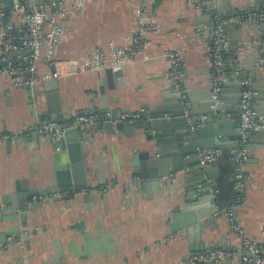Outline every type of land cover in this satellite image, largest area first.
Here are the masks:
<instances>
[{
    "label": "crops",
    "instance_id": "obj_1",
    "mask_svg": "<svg viewBox=\"0 0 264 264\" xmlns=\"http://www.w3.org/2000/svg\"><path fill=\"white\" fill-rule=\"evenodd\" d=\"M257 2L223 0L219 10L248 13ZM137 4L147 16L155 17L160 27L148 36L143 50L122 66L121 75H108L105 69L75 71L85 50H107L111 42L126 44L124 37L132 28ZM11 5L12 0H0V7L9 11L16 26L19 18L10 14ZM71 10L69 7L68 12ZM205 13L191 0H84L81 14L69 16V28L56 48L55 60L67 63L40 65L49 73L60 69L61 75L32 85V94H38L39 102L29 98L24 85L14 86L10 77L0 76V133L19 134L0 142V264H179L216 248L241 251V239L222 213L238 197L235 220L245 235L262 238L264 135L249 140L242 165L235 160L236 148L218 149L216 187L210 190V198L201 200L196 191L188 192L187 180L180 173L166 174L167 158L163 156H158L163 166L156 181L159 184L148 195L146 180L133 158L152 141L140 129L128 135L113 123L106 126L103 120L98 128L85 129L81 142L87 182L83 187L88 191H80L81 187L64 194L68 189H62L48 193L41 202H31L36 197L31 194L44 196L53 188L57 164L67 161L65 142L35 132L42 126L39 108L44 105V84L57 86L65 122L83 112L98 113L103 106L107 108L105 115L107 111L123 114L144 110L145 106L153 108L174 88L164 48L177 49L183 58L180 85L187 104L199 110L211 88V22L218 18L216 14L212 20H204ZM224 36L227 61L248 72L251 88L264 90V29L258 23L246 27L229 24L224 27ZM8 55L13 62L17 60L16 53ZM67 64L73 72L66 73ZM235 84L231 73L222 96L227 104L236 103L230 96L239 87ZM251 104L257 113L264 114V98H252ZM238 174L243 175L241 189ZM16 180H24L19 186L27 199H18ZM104 183L113 185L102 194L93 191ZM20 205L25 206L23 210H19ZM213 206L217 213H211ZM179 211L186 212L187 220H183L184 228L176 231L172 215ZM188 219H192L190 223ZM195 222L198 227L192 225ZM223 264L244 263L237 259Z\"/></svg>",
    "mask_w": 264,
    "mask_h": 264
},
{
    "label": "built area",
    "instance_id": "obj_2",
    "mask_svg": "<svg viewBox=\"0 0 264 264\" xmlns=\"http://www.w3.org/2000/svg\"><path fill=\"white\" fill-rule=\"evenodd\" d=\"M38 1V3H36ZM208 0H191L196 8H203ZM84 0H12L11 15L19 18L18 25L12 22L9 11L0 7V76H8L14 86L36 83L57 78L61 75L60 69L56 72H45L40 65L45 62L52 64L67 63V61H56L55 52L60 38L67 31V20L70 15L78 16L82 12ZM72 7L71 12L68 8ZM132 28L126 33L124 40L126 44L118 45L111 42L107 50L93 48L85 50L80 57V64L74 68L75 71H100L106 68L123 66L132 60L147 44L150 34L156 33L160 27L158 20L153 16H147L141 5H135L133 9ZM264 21V3L259 10H251L248 13H236L233 16H226L221 21H215L211 32V90L213 97L221 90L224 75L227 73L225 67L230 62L225 59V51H228V42L225 40L224 27L229 24H237L246 27L249 23ZM9 52L17 54V60L13 62L9 58ZM25 52V53H23ZM164 55L169 61V77L174 80L176 87L180 86L183 76V58L177 49L164 48ZM66 66V65H65ZM67 64L66 73L73 72ZM227 81V80H226ZM225 81V82H226ZM251 80L244 78L241 81L238 117L241 129L250 127L254 130H264V114L257 113L251 104ZM144 110L126 112L120 115L121 120H136L141 118ZM105 115V114H104ZM105 116H111L107 111ZM98 119L97 112H85L75 116L72 121L58 123L49 122L35 130L40 135L50 136L56 142H64L66 129L78 127L81 130L87 129ZM19 134L0 133V142L8 138H17ZM239 143L235 153V160L242 165L246 160L247 150L245 149V137ZM198 155L202 165L213 163L219 155L218 149H198ZM239 189L244 186L243 175L238 174ZM113 184L104 183L98 186L95 191L98 194L106 192ZM80 191H88L83 187ZM67 190L64 194H69ZM92 192V190L90 191ZM48 198V195L32 197L31 202H41ZM236 198L222 212L229 221L230 228L241 239L242 250H224L216 248L207 253L196 254L188 257L179 264H193L201 262L226 263L228 260H239L244 264H262L264 262V233L260 240H254L245 235L243 228L234 217Z\"/></svg>",
    "mask_w": 264,
    "mask_h": 264
},
{
    "label": "water",
    "instance_id": "obj_3",
    "mask_svg": "<svg viewBox=\"0 0 264 264\" xmlns=\"http://www.w3.org/2000/svg\"><path fill=\"white\" fill-rule=\"evenodd\" d=\"M9 1V0H6ZM153 3H158L161 0H151ZM38 3V1H36ZM263 0H258L254 9L259 10ZM224 6L223 0H208L203 6L205 10L204 20H212L218 14L217 21H221L225 16H233L236 12L228 11L227 14L220 12L219 8ZM214 25V22H211ZM261 29H264V21H257ZM264 49V47H263ZM25 53V52H23ZM225 54H229L225 51ZM122 66L106 68L107 74L114 72V75H121ZM231 70L230 73L224 75L225 81L229 79L230 74L234 75L235 85H239L231 91L230 96L236 98L235 104H227L223 101L224 88L227 81L223 82L221 90L213 97L214 93L211 88L208 91V96L205 99L203 107L199 110L196 106L188 105L187 98L184 96L183 88L176 87L173 79L170 78L173 85V91L165 95L164 98L155 103L153 108L149 106L144 107V114L141 118L136 120H121V112L114 110L111 116H105L104 112L106 107L103 106L98 110V119L95 123L91 124L89 128H98L100 123L105 120L109 126L114 124L118 130H123L126 134L132 133L133 129H140L143 131L145 138L152 141L149 148L143 149L140 153L133 158V163L139 166V173L141 178L146 180L145 186L148 195L151 189L159 182H156L159 177L160 171H163L162 161L158 156L167 158L164 160L166 163V174H181L187 180L185 185L188 192L196 191V194L203 199L210 198V190L216 187V170L218 163L216 160L209 165H202L198 149H221L222 151L228 150V147H233L236 153L240 141L242 140L243 133L245 137V149L251 141L259 135H264L263 129L254 130L250 127L241 129L239 117L235 116L239 113V99L241 91V81L247 77L248 72L242 71L237 68L235 63L228 64L225 71ZM52 80V79H49ZM43 82V81H42ZM35 85V84H34ZM33 85V86H34ZM29 98L39 102L38 94H32V85L25 84L23 86ZM252 98H264V90L256 87L251 88ZM44 105L39 108V115L41 122L40 125H45L49 122L64 123V117L61 113V105L58 104L59 92L57 86H48L44 84ZM58 100V101H57ZM60 102V101H59ZM230 114V117H227ZM236 118V119H235ZM230 119V120H229ZM233 120H236L233 122ZM84 130L78 127L66 129L64 132L65 149L67 152V161L57 164L55 170V185L48 190V193H58L62 189L78 191L79 188L86 185L85 168L82 158L81 142L84 140ZM170 142V143H169ZM219 160V159H218ZM162 173V172H161ZM24 180L15 181V192L18 193L19 200L27 199L29 196L23 195L20 191V183ZM196 195V196H197ZM38 196V192L31 194ZM10 197V196H9ZM14 198V196H11ZM190 200V199H189ZM25 207V206H23ZM19 207V210H23ZM219 210L213 206L212 214L217 213ZM10 212V211H9ZM187 216L186 212L179 211L172 215L175 220L176 231L182 230L183 220ZM189 218V217H188ZM189 223L192 219H188ZM192 223V222H191ZM80 224H76L78 227ZM198 227L197 222L194 224Z\"/></svg>",
    "mask_w": 264,
    "mask_h": 264
},
{
    "label": "trees",
    "instance_id": "obj_4",
    "mask_svg": "<svg viewBox=\"0 0 264 264\" xmlns=\"http://www.w3.org/2000/svg\"><path fill=\"white\" fill-rule=\"evenodd\" d=\"M228 58V54H225V59H227ZM84 113V112H83Z\"/></svg>",
    "mask_w": 264,
    "mask_h": 264
}]
</instances>
